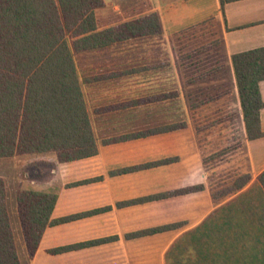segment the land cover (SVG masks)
<instances>
[{
	"label": "crops",
	"instance_id": "obj_1",
	"mask_svg": "<svg viewBox=\"0 0 264 264\" xmlns=\"http://www.w3.org/2000/svg\"><path fill=\"white\" fill-rule=\"evenodd\" d=\"M114 1L117 3L110 11L95 13L97 20L102 14L113 17L118 9L122 10L120 13L130 12L132 16L142 10V16L156 13L162 29V36L152 38L156 41L152 44L136 41L117 46L122 50L124 60H129L137 48L160 52L162 57L155 54L149 58V55L150 62L145 58L136 68H147L152 64L151 71H141L118 81L127 82L151 74L154 77L151 80L159 84L158 92L177 93L176 98L182 101L180 105L183 103L186 115H196L202 121L209 115L226 116L228 121L221 124V129L231 131L230 138L239 141L237 151L242 154L244 165L240 173L249 174L250 182L227 197L213 198V191L208 186V170L202 164L197 132L202 128L196 127L192 120H184L183 129L99 145L97 155L70 163L56 164L53 155L32 156L40 159L41 171L50 169L49 178L30 181L27 177L29 183L23 190L56 195L52 220L108 209L47 227L32 259L27 260L28 264H166V255L178 239L183 238L188 247L198 242L205 244L203 239L208 237L210 224L217 227V222H250L257 217V214L246 212L254 207L251 203H264V192L257 183V177L264 170V136L251 141L245 137L231 65L233 55L264 48V0H232L225 2L222 8L219 0ZM103 2L102 8L106 5ZM129 18L131 16H125L123 22L130 21ZM168 69L171 73L166 75ZM168 80L170 85L164 84ZM259 94L264 102V80L259 83ZM186 98L192 101L189 107L183 101ZM204 98L206 101L202 100ZM104 120H98V132L94 128L98 139L119 135L125 128H136L128 121L124 124L119 116L112 118L109 124ZM260 127L264 132V108L260 111ZM168 158H176V161L148 169L117 172ZM18 159L13 162L21 169L22 162ZM50 162L52 165L48 168ZM91 179L88 183L73 185ZM199 185L203 189L196 192L118 206L119 203ZM173 223L183 225L151 235L126 237ZM101 239L109 240L63 253H47L48 250Z\"/></svg>",
	"mask_w": 264,
	"mask_h": 264
},
{
	"label": "trees",
	"instance_id": "obj_2",
	"mask_svg": "<svg viewBox=\"0 0 264 264\" xmlns=\"http://www.w3.org/2000/svg\"><path fill=\"white\" fill-rule=\"evenodd\" d=\"M228 1L232 0H219L221 8ZM103 6V0H0V161L22 156L53 155L56 164H65L97 155L99 145L144 138L185 127L184 121L167 123L157 120L156 123H151L152 118L148 119L149 125H143L145 121L138 119L141 118L140 111L143 108L139 103L143 102L135 99L112 105L109 108L111 118L109 116V119L104 121L105 124H109L112 118L119 116L124 124L132 119L131 122L136 128L129 130L125 128L119 135L100 136L98 139L82 85L91 83L100 85L141 71H151L152 68L127 67L108 73L104 66L99 73L92 68L90 76L91 70L80 60L93 54L104 55L110 48L124 43L162 36L160 20L156 13L99 29L95 11ZM231 65L245 137L249 141L261 138L264 132L260 127V111L264 108V102L260 98L259 83L264 80V48L233 55ZM176 95V92H167L158 96L157 101L171 100ZM163 106L157 107L160 116ZM212 124H205L197 132ZM230 145L236 149L239 141ZM227 153L230 152L221 156ZM204 160L203 157L202 164ZM173 161H176V158L146 163L117 172L148 169ZM90 181L92 179L73 185ZM249 182V174H240L226 188L213 191L212 196L214 199L227 197L243 189ZM257 183L264 192V170L257 177ZM202 189V185L187 187L154 197L119 203L118 206L163 199ZM56 199V195L51 193L23 189L17 192L16 211L29 260L36 252L47 227L95 215L108 209L102 208L52 220L51 214ZM182 225L183 223H173L129 234L126 237L151 235L174 230ZM213 227L214 229L211 224L209 225L208 237L203 239L206 241V247L205 245L201 248L191 245L188 247L184 245L183 238L178 239L166 255V264H206L207 257L214 260L210 264H231V258L221 253L223 241L218 236L220 230L215 228L216 226ZM107 240L109 239L74 244L48 250L47 253H63ZM0 264H19L5 207L4 182L1 178Z\"/></svg>",
	"mask_w": 264,
	"mask_h": 264
},
{
	"label": "rangeland",
	"instance_id": "obj_3",
	"mask_svg": "<svg viewBox=\"0 0 264 264\" xmlns=\"http://www.w3.org/2000/svg\"><path fill=\"white\" fill-rule=\"evenodd\" d=\"M104 1L106 4L105 7L96 10V14H100L103 11H110L113 4L117 3L114 0ZM116 12V15L113 16L114 18L104 17L105 15L103 14L99 16L98 25L101 28H106L111 25L122 23L125 16H131V18H129L131 20L136 17L138 18L142 16V10H137L133 13V16L130 12H127L125 14L120 13L122 12L121 9H118ZM140 41L146 42L144 44H152L153 42H156L154 39H145ZM159 53L160 52L151 51L150 49L142 50L137 48L136 50H134V53L130 57H128L129 60H124V54L122 50L119 49V47L115 46L113 49L106 51L104 55L94 56L93 54L92 56L83 58L80 61L84 62L82 64H87L86 66H88L91 70L90 76H92V68H94L95 72L99 73L101 68L107 66L108 73L116 72L120 71L122 68L125 69L127 67H136V65L140 66V64L144 62L145 58L147 59L149 55V58H152L155 54H158L161 59L162 57ZM182 56L183 55H181V57ZM123 61H125V64H121ZM102 62H105V64H103ZM126 64L129 65L127 67H124ZM151 66L153 65L151 64ZM167 71L168 72H166V75L171 73L170 69H168ZM151 76L152 75L149 74L147 77L128 80L127 82L112 80L100 85H92V83L89 85H82V91L93 124V128H95L98 132V120L100 118L109 119V114H111L109 112V108L112 105L115 106V104H120V102H127L135 99H140L143 102L139 103L140 106H143V108L140 111L141 118H138L142 121H145L144 123H142L143 125H149V118H152L151 123H156L157 120L158 122L165 121L167 123L192 120L196 124V127H202L205 124L213 123L210 127H214L210 130H203L201 132L199 131V141L201 143L202 158H205V165H203L208 170L209 175L207 179L208 186L211 187L212 191L214 192L229 186L238 175L243 174L240 173V171L244 167V165L242 154L237 151V148L235 149L233 145H230L235 142L230 138V135L232 134L230 133L231 131H223L221 129V124H226V122L228 121L227 117H220L219 115H209V118L206 117L204 118V121H202L200 117L198 120L195 117L196 115H186L184 113V109H182L183 103L182 105H180L182 101L178 100L176 97L174 99H171L172 102L171 100L158 102V94L163 93V90L161 92H158L159 84H155V82L151 80V78L154 80V77ZM169 83L170 81L168 80L167 83L164 84L170 85ZM154 92H158V94H154ZM202 100L206 101L205 98ZM183 101H186L188 107L192 103V101L187 100V98L183 99ZM158 104L164 105L162 116H160V114L158 113ZM96 113L99 114L97 115ZM123 113L126 112L123 111ZM125 117L129 118L128 116ZM131 121L133 122L132 119L128 121L129 124H132ZM218 128H220V131H217L219 130ZM226 152L230 153L221 156ZM15 158H19L18 160L22 162L20 165L21 169L18 167L16 162H13ZM33 158L35 157L22 156L14 157L10 160L0 161V178L4 182L5 189V207L20 264H28L27 260L29 259L26 254V248L21 235L16 211L17 192L19 189L27 187L26 185H28L29 183L27 177L30 178V181L45 179L48 176V172L50 171V169L49 171L47 170V172L41 171V161H39L40 159ZM51 165L52 163L50 162L48 168H50ZM29 168H33V170ZM262 204L264 203L260 201L251 203V206L254 207H250V210L246 211L250 215L257 214L258 219L255 216L250 222L216 223L218 224V226L215 228L220 230L218 236L220 237V240L223 241V251L221 253H223V255H225L226 257L229 256L231 258V264H264V218H262V215H264V206ZM212 228L214 229L213 226ZM210 243L211 242H208V244ZM191 245L196 248H201V246H204L205 244L198 242ZM205 261L206 264H210V262L214 260L207 257V260Z\"/></svg>",
	"mask_w": 264,
	"mask_h": 264
}]
</instances>
